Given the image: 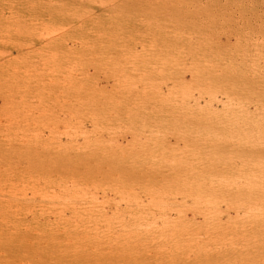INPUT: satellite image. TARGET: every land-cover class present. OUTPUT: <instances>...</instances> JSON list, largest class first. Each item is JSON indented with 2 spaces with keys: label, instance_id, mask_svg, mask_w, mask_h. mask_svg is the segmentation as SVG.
Instances as JSON below:
<instances>
[{
  "label": "rangeland",
  "instance_id": "1",
  "mask_svg": "<svg viewBox=\"0 0 264 264\" xmlns=\"http://www.w3.org/2000/svg\"><path fill=\"white\" fill-rule=\"evenodd\" d=\"M263 110L264 0H0V264H264Z\"/></svg>",
  "mask_w": 264,
  "mask_h": 264
},
{
  "label": "bare ground",
  "instance_id": "2",
  "mask_svg": "<svg viewBox=\"0 0 264 264\" xmlns=\"http://www.w3.org/2000/svg\"><path fill=\"white\" fill-rule=\"evenodd\" d=\"M186 11H187V10H186ZM188 11H189V10H188ZM49 42H50V40H49ZM51 42H53V41L51 40ZM55 42H56V41H55ZM46 43H47V42H46ZM46 43H45V44H46ZM37 45H38V43L31 44L30 47H29V45H28V49H29V48H32V49H33V48H36ZM51 45H52V44H51ZM42 46H43V45H42ZM22 50H23L22 47H21V48H18V47H17V48L15 49V52L18 53V54H20V53L22 52ZM5 53H7V54H5V57H6V58H12L14 52H13V51H8V52L6 51ZM30 54H31V53H30ZM2 58H3V57H2ZM200 75H201V74H200ZM207 81H208V80H207ZM209 81H210V80H209ZM182 96H183V95H182ZM200 100H201V99H200ZM195 102H196L197 105H199V104H198V101H195ZM224 104H225V103H224ZM224 104H223V105H224ZM212 109H213V107L211 108V110H212ZM204 110H205V109H204ZM208 110H209V108H208ZM240 111H241V110H240ZM263 111H264V110H263ZM212 112H213V111H212ZM200 114H201V113H200ZM204 114H205V113H204ZM204 116L206 117V114L203 115V116L201 115V116H199L198 118H200V117H203V118H204ZM259 116H260V115H259ZM198 118L195 117V120L198 119ZM209 118H211V117H209ZM212 118H213V117H212ZM214 118H215V117H214ZM201 119H202V118H201ZM207 119H208V118H207ZM207 119H202L201 121H203V123H204V120H205V123L207 122L206 124H208V121H211V120H212V119H208V120H207ZM214 120H215V119H214ZM197 122L199 123L200 121H197ZM214 122H215V121H214ZM198 123H197V125H198ZM200 123H201V122H200ZM212 123H213V122H211V124H212ZM214 124H215V123H214ZM214 124H212V125H213V126H212L213 128L218 126L217 124H216L217 126L214 125ZM197 125H194V126L196 127ZM203 126H204V125H203ZM203 126L201 125V127H203ZM208 126H210V125L208 124ZM205 127H206V126H205ZM205 127H204L203 129H206ZM195 129H197V127H196ZM209 129H212V128L209 127ZM199 131H200V130H199ZM185 135H186V134H185ZM253 139H254V138H253ZM261 146H262V145H261ZM198 151H199V150H198ZM245 151H246V150H245ZM245 151H241V154L246 155V156H250V155H253V154H255V153L262 154L261 152H255V151H254V152H245ZM263 151H264V150H263ZM155 159H156V158H155ZM235 159L238 160L237 158H235ZM238 161H239V160H238ZM234 162H235V161H234ZM118 205H119V204H118Z\"/></svg>",
  "mask_w": 264,
  "mask_h": 264
}]
</instances>
